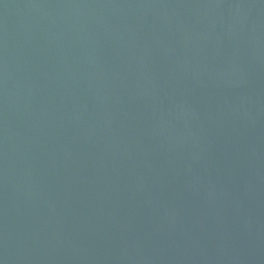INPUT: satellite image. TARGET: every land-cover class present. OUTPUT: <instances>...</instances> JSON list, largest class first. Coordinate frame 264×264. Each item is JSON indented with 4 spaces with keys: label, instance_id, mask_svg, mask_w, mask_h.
I'll use <instances>...</instances> for the list:
<instances>
[{
    "label": "water",
    "instance_id": "water-1",
    "mask_svg": "<svg viewBox=\"0 0 264 264\" xmlns=\"http://www.w3.org/2000/svg\"><path fill=\"white\" fill-rule=\"evenodd\" d=\"M0 264H264V0H0Z\"/></svg>",
    "mask_w": 264,
    "mask_h": 264
}]
</instances>
